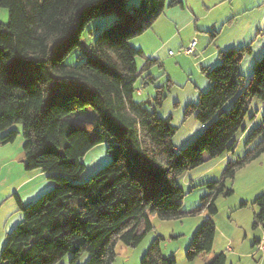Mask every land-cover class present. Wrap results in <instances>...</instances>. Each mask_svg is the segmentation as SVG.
<instances>
[{"label":"trees","instance_id":"obj_1","mask_svg":"<svg viewBox=\"0 0 264 264\" xmlns=\"http://www.w3.org/2000/svg\"><path fill=\"white\" fill-rule=\"evenodd\" d=\"M128 1L0 0V8L10 12L9 22L0 23V142L12 143L22 134L25 168L40 170L54 182L30 203L18 198L23 218L8 233L0 264H56L67 253L75 263L83 252L90 255L86 264H112L119 241L136 247L153 229L151 215L163 220L182 216L181 175L202 165L204 154L216 158L234 151L238 135L247 129L251 101L264 104V56L245 84L240 63L251 47L220 50L221 63L203 68L210 88L186 109L202 132L178 148L172 115L160 117L151 109L163 104V89L153 98L136 99L139 80L141 88L155 83L149 69L157 59H147L140 68L137 57L143 51L130 41L185 0H140L132 9ZM110 13L118 20L100 31L85 59L65 63L81 46L86 26ZM256 141L243 157L227 163L220 179L206 183L209 193L190 211L207 216L187 248L188 261L213 249L216 201L233 193L227 181L264 153V114L247 145ZM101 143L108 145L112 159L80 181L85 155ZM253 205L258 207L257 228L264 222V193ZM162 239L153 241L141 264H177L163 256ZM226 263L221 252L205 264Z\"/></svg>","mask_w":264,"mask_h":264},{"label":"rangeland","instance_id":"obj_2","mask_svg":"<svg viewBox=\"0 0 264 264\" xmlns=\"http://www.w3.org/2000/svg\"><path fill=\"white\" fill-rule=\"evenodd\" d=\"M139 2L140 0H129L127 8L132 9ZM185 3L195 15V19L184 30L180 25L169 23L165 10L152 28L130 41L133 47L143 51V55L137 57L140 68L147 59H157L149 69L151 75L156 78L155 83L141 88L139 80L137 87L141 93H136V99L153 98L157 95V89H163V104L151 109H155L160 117L172 115L176 127L173 142L178 148L184 147L202 132L201 124L195 115H186V109L187 106L197 103L200 93L207 91L211 86L203 68H213L221 63L220 50L250 46L251 52L240 63V73L247 84L256 75L255 62L264 56V0H185ZM9 20V9L1 7L0 23L7 24ZM117 20L116 13L100 15L93 19L83 32L81 46L70 52L65 63L76 65L85 59L86 52L91 49L100 31ZM192 44L193 50L186 53L185 50ZM233 103L234 99L228 101L224 110H230ZM249 108L245 124L249 125L252 121L251 115L255 114L253 126L249 127L243 136L242 133L238 135L234 151L216 158L204 154L205 162L202 165L188 170L179 178L185 192L182 216L178 219L163 220L151 215L153 229L136 247L119 241L116 245V258L112 264H141L143 256L159 236L163 238L161 249L164 257L176 259L177 264H204L203 259L208 254L201 255L194 261H188L185 256L197 228L207 216L206 212L192 215L190 211L209 193L206 183L220 179L229 161L243 157L256 145L257 141L249 145L247 141L253 128L262 123L263 101L254 98ZM14 127L22 131L21 123H16ZM111 159L106 143L94 146L84 157L85 169L79 180H87ZM227 186L233 193L221 195L216 201L218 213L213 217L216 223L213 252L226 253V264H264V254L243 256L253 250L254 235L264 230V222L257 228L253 227L254 215L258 211L253 201L264 193V153L238 170L235 178L227 181ZM242 203L246 206H241ZM22 218L23 213L19 209L10 220V229L12 230ZM228 243L232 244V250L234 247L233 251L227 249ZM89 256V253L83 252L75 263H71L72 253H67L56 264H86Z\"/></svg>","mask_w":264,"mask_h":264},{"label":"crops","instance_id":"obj_3","mask_svg":"<svg viewBox=\"0 0 264 264\" xmlns=\"http://www.w3.org/2000/svg\"><path fill=\"white\" fill-rule=\"evenodd\" d=\"M166 17L169 23L180 25L181 29H185L188 25L194 22L195 15L184 6H174L166 9ZM138 93H141L139 90ZM264 105V104H263ZM253 121L246 125V131L242 133L243 136L248 132V128H252ZM3 132L0 133V138ZM24 138L21 134L17 139L8 144L0 142V253L7 240V235L10 232L12 216L19 210L18 198L23 204L30 203L45 193L49 188L54 186L46 173L40 170L29 171L24 164ZM14 226V225H13ZM263 231L260 230L254 235L253 250L247 255L254 257L256 244L260 239ZM234 250V247H233ZM231 250V251H233ZM216 253L212 251L203 259L205 264Z\"/></svg>","mask_w":264,"mask_h":264},{"label":"built area","instance_id":"obj_4","mask_svg":"<svg viewBox=\"0 0 264 264\" xmlns=\"http://www.w3.org/2000/svg\"><path fill=\"white\" fill-rule=\"evenodd\" d=\"M192 50H193V44L191 45L190 48L186 49L185 52L190 53V51H192ZM227 249L232 250V244L231 243H228ZM254 253L255 254H257V253L264 254V230H263V233H262L260 239L258 240V243L256 244V250Z\"/></svg>","mask_w":264,"mask_h":264}]
</instances>
